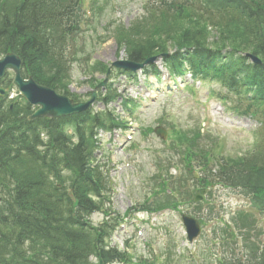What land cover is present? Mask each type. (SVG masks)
I'll use <instances>...</instances> for the list:
<instances>
[{
    "label": "trees",
    "instance_id": "trees-1",
    "mask_svg": "<svg viewBox=\"0 0 264 264\" xmlns=\"http://www.w3.org/2000/svg\"><path fill=\"white\" fill-rule=\"evenodd\" d=\"M143 11L128 27L111 23L106 29L127 59L141 63L160 56L169 72L189 71L196 79L216 81L250 107L264 109V0H155ZM77 12V0H0V56L15 53L24 76L66 93L65 39L77 29ZM93 47L91 35L84 47L88 54L83 55L89 58ZM247 52L261 64L249 63L243 56ZM85 60L86 75L106 73V65ZM144 73L158 75L154 66ZM113 98L108 88L100 101L107 105ZM31 113L23 100L0 98V264L128 260L107 247L112 223L93 226L87 219L109 198V181L95 155L99 132L123 122L106 110L28 121ZM183 158L188 163L196 158L208 170L209 155L198 146L187 147ZM217 178L242 188L259 210L264 209L263 150L228 161L219 167ZM154 196L142 209L173 204ZM247 245L253 258L244 264H264V253ZM222 264L242 263L232 254Z\"/></svg>",
    "mask_w": 264,
    "mask_h": 264
},
{
    "label": "rangeland",
    "instance_id": "rangeland-1",
    "mask_svg": "<svg viewBox=\"0 0 264 264\" xmlns=\"http://www.w3.org/2000/svg\"><path fill=\"white\" fill-rule=\"evenodd\" d=\"M108 1L110 2V5L106 4L105 7H103L102 12L93 10L96 23H93V29H95L96 32L93 35V38L95 39L94 47L90 50V58L92 61H98L107 66L112 63L114 58L118 57L116 56L117 48L114 38L111 37V34H104V27L108 25V23L117 22L119 20H121V24L124 26L130 25V23L136 21V19L140 20L142 17L141 15L143 14L142 7L144 6V3L150 0ZM93 29L90 30L89 33L88 31L85 33L84 36L87 38V41H89V35L93 33ZM97 34H104V36L99 40L98 38L96 39L95 35ZM120 57H124L123 52L119 54V58ZM155 65L159 70L162 69L161 62ZM71 70L70 92L76 94L80 100H88L87 95L93 90L92 87L85 83L86 77L82 74L78 64H73ZM136 75V84L128 82L124 76L117 77L116 79L115 76L112 80H108V82L113 81L112 89L114 91L117 90V92H115L116 95H130L135 97L141 105L144 102H150L148 108H143L142 111H139L137 114L138 119L135 121L138 122L141 127L154 128L156 126H161L158 123L160 120H163L162 127L169 131L170 137L172 130H196L201 127L202 121L208 119L209 126L207 130L212 136H218L223 141V155L235 156L245 152L251 146L253 136L250 131L258 128V119L251 116L236 117L231 113L224 111V106L221 101L210 95L211 92L214 93L220 91L218 85L201 82L194 86L193 92H190L187 89L182 92L179 91L177 87L175 91L166 95L163 88L169 82L165 76L161 77L159 82H156L153 78L145 79L140 73ZM103 79L104 75L97 74L94 82L98 83ZM184 82L191 84V81L188 78H185ZM177 83L180 85L181 81ZM104 92L105 91L103 90L102 94H104ZM102 94L100 92V95ZM153 96H156L157 99L152 98ZM116 99L111 107L114 108L116 114L120 115L121 112L118 107L120 100L119 97ZM196 99L200 101L198 104ZM94 108L95 110H100L102 109V106L97 102L94 105ZM219 110L220 114L217 113ZM209 115L211 116L209 117ZM223 116L225 119L231 121V124L226 123L223 120ZM204 125H206V122ZM100 139L101 145L104 148L103 151L105 154L103 160L105 163L107 162V158H110L111 154H113L112 157L120 158V148H116V145L123 143L121 135H118L117 133H102ZM134 140L138 143V147L131 151V154L133 155L131 159L128 157L130 159L129 162L131 163L130 168L123 170L120 173L111 172V174H109L110 178L112 176L116 180V184L113 183L117 193L112 195L110 208L113 213H116L117 215H123L128 208L141 204L154 188L156 190L161 188L160 185H154L151 179V177H154L157 173L158 167L165 164V159H158L157 156L159 153L161 154V157L170 156L173 160L178 156L177 150L175 152L170 150L167 142H163L153 134L145 137L140 133H136ZM126 145L130 146L128 143ZM100 155L101 154H98L97 158H99ZM112 165L113 161L111 160V163L109 164L110 169L112 168ZM179 172L181 171L179 170L178 173ZM217 196L218 198L213 202L215 208L211 214L206 211L195 213L194 210L191 211V209L188 208L182 209V212L184 213L186 211L191 215L192 212H194L193 217L197 220L202 216L206 217L209 223L206 225L205 232L209 231L211 234H218V228L221 226L218 221L229 222L231 216L236 211L245 209L246 206L242 198L233 195L228 190H217L214 199ZM106 207L102 212L92 215L91 221L93 223H99L104 219H108V216H106ZM181 214L182 213H178L177 211H166L152 216L139 214L140 217H132V219L128 220L124 225L126 226L125 228H118L113 234V239L109 244L110 246H117L122 249L121 245L123 244L124 239L131 236L136 241L134 243L135 246L132 249L134 253L150 254L154 252L160 254L164 262L163 264H191L189 261V250L192 246L188 244L186 240V235L180 221ZM215 217L216 220L214 219ZM141 221L146 222L144 223L145 225H140L142 224ZM135 227H139V230L142 232V234L137 235V237L135 236ZM210 233L205 234L202 239L198 241V251L199 249H205L208 244L210 245L208 242L211 239ZM262 239L264 240V238ZM147 242L149 247L145 246ZM197 264H201V262H198Z\"/></svg>",
    "mask_w": 264,
    "mask_h": 264
},
{
    "label": "water",
    "instance_id": "water-1",
    "mask_svg": "<svg viewBox=\"0 0 264 264\" xmlns=\"http://www.w3.org/2000/svg\"><path fill=\"white\" fill-rule=\"evenodd\" d=\"M254 63H259V61L253 57L248 56ZM148 60L147 62H149ZM146 62V63H147ZM114 66L137 70L141 68L144 64L137 65L131 62H114ZM20 61L14 55H5L0 59V78L4 75L6 70H12L14 72L13 84L17 87L21 95L32 105H37L39 108L31 115L29 118H59L65 117L74 113H80L89 108L91 103L94 100V95L92 99L86 103H74L71 99H68L63 96L55 94L52 90L41 87L33 82L32 79L23 81L20 77ZM102 83L101 85H103ZM99 85V86H101ZM4 93L3 89L0 88V96ZM156 133L159 134V131L156 130ZM184 223L189 233V238L194 236L197 226L194 221L184 218Z\"/></svg>",
    "mask_w": 264,
    "mask_h": 264
}]
</instances>
